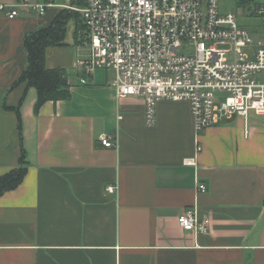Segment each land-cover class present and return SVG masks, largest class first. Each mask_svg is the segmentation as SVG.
<instances>
[{
    "label": "crops",
    "instance_id": "0c3cea01",
    "mask_svg": "<svg viewBox=\"0 0 264 264\" xmlns=\"http://www.w3.org/2000/svg\"><path fill=\"white\" fill-rule=\"evenodd\" d=\"M50 1L44 15L0 14V176L27 168L0 195V264H264V114L226 115L197 134L188 102L162 100L147 125L144 99L119 97L114 70L75 65L87 47L73 17L46 54L71 97L36 111L37 89L17 84L26 38L74 5ZM191 207L209 216L207 232L180 225Z\"/></svg>",
    "mask_w": 264,
    "mask_h": 264
},
{
    "label": "built area",
    "instance_id": "2783aa9c",
    "mask_svg": "<svg viewBox=\"0 0 264 264\" xmlns=\"http://www.w3.org/2000/svg\"><path fill=\"white\" fill-rule=\"evenodd\" d=\"M52 5L50 0L1 2L0 14L14 18L32 9L44 15ZM67 7L81 14L86 32L87 54L75 65L87 75L114 70L112 85L119 97L144 99L147 125L156 123L162 100L188 102L197 134L226 115L264 114V41L255 45L235 14L220 12L218 0H87ZM257 7L264 23V0ZM189 46L192 53L181 51ZM100 141L107 147L116 144L110 134ZM206 188L198 186L202 192ZM178 220L197 233L207 232L210 223L197 207L185 209Z\"/></svg>",
    "mask_w": 264,
    "mask_h": 264
},
{
    "label": "trees",
    "instance_id": "16d2710c",
    "mask_svg": "<svg viewBox=\"0 0 264 264\" xmlns=\"http://www.w3.org/2000/svg\"><path fill=\"white\" fill-rule=\"evenodd\" d=\"M236 1L239 6H244L246 0ZM73 3L74 5L83 6L87 3V0H74ZM72 17L76 20L77 31H84L85 25L81 14L78 11L69 12V10H63L50 27L29 34L26 38V46L29 52V67L19 77L17 84L27 83L37 89L38 100L35 106L36 111L46 101H57L71 97L68 82H64L62 79L66 76L65 71L61 68H48L46 66V54L49 47L59 46L64 43L68 21ZM26 172L27 168L22 165L0 176V195L7 190L17 187L23 180Z\"/></svg>",
    "mask_w": 264,
    "mask_h": 264
},
{
    "label": "rangeland",
    "instance_id": "374dc122",
    "mask_svg": "<svg viewBox=\"0 0 264 264\" xmlns=\"http://www.w3.org/2000/svg\"><path fill=\"white\" fill-rule=\"evenodd\" d=\"M67 1L68 3H71L72 0H67ZM258 1L259 0H246L244 6L243 5L239 6L236 0H218L220 12L222 14H228V13L235 14L239 24L246 27L253 36L255 40V45H257V42L259 40L264 41V23L262 22L261 16L258 15V11H259L257 7ZM71 48L74 49L75 52L76 47L74 43H72ZM250 49L253 50L251 46L250 48H248V50ZM185 50L188 53H192L193 46H189L188 48L185 49L183 48L181 51H185ZM84 53H86V48L82 47L81 52H79L80 54L79 57H84V55L87 54ZM104 73H106V70L104 71ZM109 73L112 75V72ZM69 74H72V76H74L76 74L75 69L71 68L68 75Z\"/></svg>",
    "mask_w": 264,
    "mask_h": 264
},
{
    "label": "water",
    "instance_id": "95a60500",
    "mask_svg": "<svg viewBox=\"0 0 264 264\" xmlns=\"http://www.w3.org/2000/svg\"><path fill=\"white\" fill-rule=\"evenodd\" d=\"M64 82H67V78L66 77H63L62 78Z\"/></svg>",
    "mask_w": 264,
    "mask_h": 264
}]
</instances>
